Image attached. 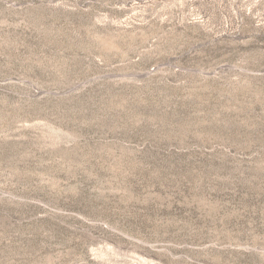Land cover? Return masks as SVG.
Returning a JSON list of instances; mask_svg holds the SVG:
<instances>
[{
    "label": "rangeland",
    "instance_id": "rangeland-1",
    "mask_svg": "<svg viewBox=\"0 0 264 264\" xmlns=\"http://www.w3.org/2000/svg\"><path fill=\"white\" fill-rule=\"evenodd\" d=\"M0 264H264V0H0Z\"/></svg>",
    "mask_w": 264,
    "mask_h": 264
}]
</instances>
